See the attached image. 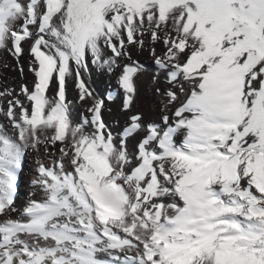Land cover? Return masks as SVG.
Returning <instances> with one entry per match:
<instances>
[{
	"label": "snow or ice",
	"instance_id": "snow-or-ice-1",
	"mask_svg": "<svg viewBox=\"0 0 264 264\" xmlns=\"http://www.w3.org/2000/svg\"><path fill=\"white\" fill-rule=\"evenodd\" d=\"M0 264H264V0H0Z\"/></svg>",
	"mask_w": 264,
	"mask_h": 264
},
{
	"label": "bare ground",
	"instance_id": "bare-ground-1",
	"mask_svg": "<svg viewBox=\"0 0 264 264\" xmlns=\"http://www.w3.org/2000/svg\"><path fill=\"white\" fill-rule=\"evenodd\" d=\"M16 75H18V74H16ZM27 80H28V82H30L32 80V76H31L30 73L28 74ZM32 174H33V172H32V164L30 162L29 167L26 170L25 175L23 177V184H22V187H21V194H20V202H21V204H23V202L27 198V193L29 191V182H30Z\"/></svg>",
	"mask_w": 264,
	"mask_h": 264
}]
</instances>
